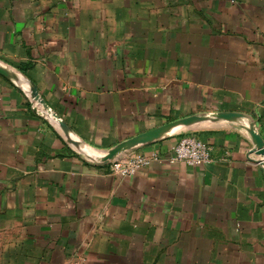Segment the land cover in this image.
<instances>
[{
	"label": "crops",
	"instance_id": "0c3cea01",
	"mask_svg": "<svg viewBox=\"0 0 264 264\" xmlns=\"http://www.w3.org/2000/svg\"><path fill=\"white\" fill-rule=\"evenodd\" d=\"M262 150L264 0H0V264H264Z\"/></svg>",
	"mask_w": 264,
	"mask_h": 264
},
{
	"label": "built area",
	"instance_id": "2783aa9c",
	"mask_svg": "<svg viewBox=\"0 0 264 264\" xmlns=\"http://www.w3.org/2000/svg\"><path fill=\"white\" fill-rule=\"evenodd\" d=\"M212 147L195 137L184 136L175 145L171 155L165 159L169 165L185 163L189 166H203L212 163ZM161 161L157 153L151 155H133L117 160L112 171L123 177L134 176L139 170L150 167L153 162Z\"/></svg>",
	"mask_w": 264,
	"mask_h": 264
},
{
	"label": "water",
	"instance_id": "95a60500",
	"mask_svg": "<svg viewBox=\"0 0 264 264\" xmlns=\"http://www.w3.org/2000/svg\"><path fill=\"white\" fill-rule=\"evenodd\" d=\"M41 103L45 105V102H41ZM172 127H175V126H171V127H169V129H171ZM153 139H154L153 134L148 133V134L142 136V138L139 142H150V141H153ZM137 143L138 142L133 141V142L122 144V145L118 146L117 148H115V150L109 152L108 155L103 159V161L107 163L108 161L114 159L117 155L124 153L125 151H129L130 149H133L134 147L139 145ZM261 153L264 155V150H262Z\"/></svg>",
	"mask_w": 264,
	"mask_h": 264
}]
</instances>
